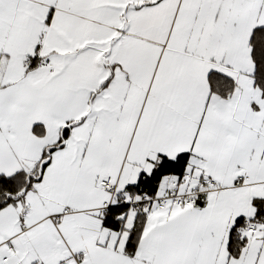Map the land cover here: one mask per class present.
<instances>
[{"label": "snow or ice", "instance_id": "snow-or-ice-1", "mask_svg": "<svg viewBox=\"0 0 264 264\" xmlns=\"http://www.w3.org/2000/svg\"><path fill=\"white\" fill-rule=\"evenodd\" d=\"M0 264H264V0H0Z\"/></svg>", "mask_w": 264, "mask_h": 264}]
</instances>
